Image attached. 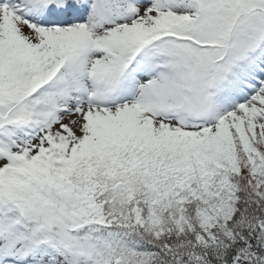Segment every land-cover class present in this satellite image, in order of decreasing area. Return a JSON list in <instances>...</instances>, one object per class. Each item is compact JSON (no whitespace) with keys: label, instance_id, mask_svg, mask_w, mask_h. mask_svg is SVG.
Here are the masks:
<instances>
[{"label":"snow or ice","instance_id":"snow-or-ice-1","mask_svg":"<svg viewBox=\"0 0 264 264\" xmlns=\"http://www.w3.org/2000/svg\"><path fill=\"white\" fill-rule=\"evenodd\" d=\"M0 264H264V0H0Z\"/></svg>","mask_w":264,"mask_h":264}]
</instances>
